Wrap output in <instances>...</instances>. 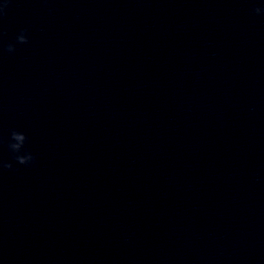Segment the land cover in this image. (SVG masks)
<instances>
[{
    "label": "water",
    "instance_id": "water-1",
    "mask_svg": "<svg viewBox=\"0 0 264 264\" xmlns=\"http://www.w3.org/2000/svg\"><path fill=\"white\" fill-rule=\"evenodd\" d=\"M258 4L13 0L0 136L36 159L0 148V264H264Z\"/></svg>",
    "mask_w": 264,
    "mask_h": 264
},
{
    "label": "clouds",
    "instance_id": "clouds-1",
    "mask_svg": "<svg viewBox=\"0 0 264 264\" xmlns=\"http://www.w3.org/2000/svg\"><path fill=\"white\" fill-rule=\"evenodd\" d=\"M12 2L13 0H2V2H0V54L3 52L9 54L15 53L18 44L23 45L29 43L27 29H22L15 37L14 42H8L7 44L4 43L6 33L3 31L2 21L8 15L9 5ZM44 2L47 3L48 0H44ZM52 11L54 10L49 9L50 13ZM252 12L254 15H264V5L258 4L253 7ZM27 140L28 137L23 132L13 129L10 130L7 139L0 136V148L6 145L8 151L12 154V160L19 165L31 166L35 162L36 157L30 151L25 149ZM12 168L13 164L11 162L0 159V172L6 169L11 170Z\"/></svg>",
    "mask_w": 264,
    "mask_h": 264
}]
</instances>
